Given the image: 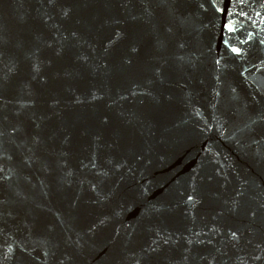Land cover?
<instances>
[{
  "label": "water",
  "instance_id": "obj_1",
  "mask_svg": "<svg viewBox=\"0 0 264 264\" xmlns=\"http://www.w3.org/2000/svg\"><path fill=\"white\" fill-rule=\"evenodd\" d=\"M0 264H264V0H0Z\"/></svg>",
  "mask_w": 264,
  "mask_h": 264
},
{
  "label": "snow or ice",
  "instance_id": "obj_2",
  "mask_svg": "<svg viewBox=\"0 0 264 264\" xmlns=\"http://www.w3.org/2000/svg\"><path fill=\"white\" fill-rule=\"evenodd\" d=\"M234 51H235V49H234Z\"/></svg>",
  "mask_w": 264,
  "mask_h": 264
}]
</instances>
